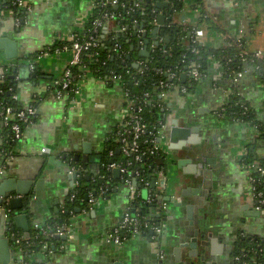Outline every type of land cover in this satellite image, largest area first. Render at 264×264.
<instances>
[{
  "label": "crops",
  "instance_id": "1",
  "mask_svg": "<svg viewBox=\"0 0 264 264\" xmlns=\"http://www.w3.org/2000/svg\"><path fill=\"white\" fill-rule=\"evenodd\" d=\"M29 4L19 17L9 8L0 13V35L13 33L19 51V56L11 61L2 51L0 56L6 63L17 64L20 102L37 109L33 120L22 128L23 137L14 141L0 179L10 177L29 183L30 194L22 196L24 201L18 213L26 214L28 224L36 226L60 218L77 169L87 182L103 172H110L114 178L105 196L76 209L67 238L57 237L60 244L52 243L48 252L36 254L33 264H245L235 258L240 245L260 246L263 251L264 216L254 207L242 159L248 149H256L264 157V143L250 123L219 113L235 88L250 103L257 119L264 121V77L246 63L242 75L234 82L221 60L211 58L207 73L194 88L184 87L187 75L183 72L181 85L161 95L167 109L166 135L160 142L166 168L156 184L161 191L154 193L158 204L150 208L148 218L156 219L162 232L158 236L152 232L131 237L116 244L109 237L133 203L124 174L119 168V172L109 169L106 157L113 131L128 114L124 90L120 83L105 81L90 72L79 82L71 99L65 93L59 95L61 88L57 86L63 80L71 55L56 50L55 44L72 41L83 31L93 13V0H29ZM153 5L151 14L156 22L147 38L146 28L136 23L128 25L129 58L136 67L147 57L140 53L142 50L147 49L150 54L153 44L175 42L174 28L169 30L170 25L203 29L202 42L212 48L236 40L246 41V49L250 51H264V0H202L200 4L184 0L178 10L172 9L169 0H154ZM159 14L164 17L163 24L158 21ZM208 18L214 29L209 28ZM122 28L117 20L109 21L100 35L102 47L111 51L114 35ZM32 55L35 56L32 60L24 61ZM36 68L38 74L33 76ZM171 119L179 120L181 127L198 126L199 130L172 140L167 130ZM3 124L0 119V152ZM188 147L198 151L201 160L193 156L192 163L179 165L178 159L190 155ZM78 154L79 160L75 158ZM209 157L215 160L210 165L214 169L211 185L202 180L198 186L176 182L177 173L184 175V168H191L193 163H207ZM139 192L146 202L153 193L146 187ZM15 225L21 232H28L16 222ZM200 227H204L205 235L211 232L215 240L205 247L204 260L190 257V248L182 247L196 237ZM9 231L8 228L4 232L10 240L8 264H17L21 255ZM198 238L203 241L202 233ZM199 247L204 248L201 244Z\"/></svg>",
  "mask_w": 264,
  "mask_h": 264
},
{
  "label": "trees",
  "instance_id": "2",
  "mask_svg": "<svg viewBox=\"0 0 264 264\" xmlns=\"http://www.w3.org/2000/svg\"><path fill=\"white\" fill-rule=\"evenodd\" d=\"M16 0H0V13L4 8L12 9L19 17L24 9H21L16 3ZM102 0H95V7L93 13L86 24L85 33L76 34V37H83L84 35L97 34L101 35L103 29L97 30L95 33L94 20L100 19L105 11L114 13L115 20H117L124 31L115 33V43H118L116 48L111 51L102 47L99 48V55H95L94 48L85 51L82 57V62L72 67L71 74L64 76L63 79L70 81V86L63 89L65 95L70 99L75 97L76 90L78 89L79 82L86 76L87 72L92 73L94 76L103 80H109L112 75L116 74L121 76V87L123 90L126 88L130 92V100L136 101V106L140 105L142 110L140 115L143 121L147 124V133L141 139L140 150L148 152L154 145L151 139L155 138L158 143V133L162 131L163 127L161 123L167 121V109L166 104L161 93L163 88L160 87L161 82L165 81L169 83V88L166 90L176 88L181 85V75L184 72L187 77L184 82L189 90L194 88L198 82L207 73L210 59L217 58L221 60L224 67L229 74L240 72L243 70L245 64L252 65L256 71L264 77V56L254 57L252 54L243 56L242 52L246 50V41L231 40L228 44L222 47H210L205 45L202 41H197L193 34V27H173L169 26V30L174 28L173 35L175 34V42H171L169 45L163 43L152 45L150 54L144 57L140 66L136 67L133 61L129 58V52H131V46L128 38L130 37V28L133 24L144 23L146 32L150 34L154 27L151 22L152 14L151 10L154 8V0H119L117 5L108 4L102 5ZM172 4L173 10L181 8L184 0H169ZM202 0H196L200 4ZM137 4H139L137 6ZM209 28L214 29L212 20L208 18ZM72 41L57 42L55 47H62L64 45H71ZM134 53V52H133ZM35 56L25 57L24 61L33 59ZM11 61V60H9ZM198 65L199 71L202 73L201 79H194L190 72L191 63ZM17 64L15 62L6 63L0 58V119L3 121L5 113V107L11 106L18 109H23L25 106L20 102L19 98H13L14 94L18 95V84L20 79H16L15 68ZM176 73L175 76L173 74ZM38 74L36 68L33 72V76ZM173 76V77H172ZM63 81V80H62ZM58 89L62 88L60 83L57 85ZM148 93V96L146 95ZM240 103H245L250 106L249 111L243 114V108ZM224 116L232 117L239 121L250 123L257 130V138L261 143H264V121L257 119L256 114L250 105V103L244 99L234 88L233 93L228 98L227 103L224 105L222 111ZM17 121V118L13 115L8 122L4 121V142L0 152V168L4 164L6 158L12 152L14 147V131L12 124ZM28 123L21 122L22 128ZM113 131L111 136V144L106 151V157L109 163L117 162L123 166L128 167L129 171L138 170L140 175L134 182L137 191L142 190L144 187L150 188L153 193L161 192L158 185H153V180L159 178L160 171H165L166 168V155L160 151L156 154L146 153L143 155L141 161H136L132 156L125 155L121 150V142L118 140V133ZM131 161V164L128 163ZM258 162L259 165L264 166V157H260L256 149H248L246 155L242 159V163L246 165H252ZM108 163V164H109ZM254 175L257 177V173ZM259 180V179H258ZM260 180H264L260 178ZM80 185L72 189L64 203V206L60 211V218L51 220L45 223H38V227L35 224L29 227L28 232L25 234L21 232L12 221L9 233L14 237L20 235H26L33 244L29 247L23 248V257L27 264H33L35 255L50 249H44L45 243L51 245L52 243H59L57 238V230L63 229L69 231L68 228L73 224V216L75 215L78 207H85L89 204V198L94 196L95 199L101 195L105 196L108 193L109 187L114 182V178L110 172H103L94 181L87 182L84 175L79 176ZM75 194V198L72 199V194ZM135 194V200L133 201L130 211L135 213L139 212L142 216L148 217L151 213V207L158 204L155 198L153 203L146 202L142 197ZM135 208V210H134ZM138 211H136L137 209ZM151 220V219H150ZM150 222L158 224L156 219ZM144 235H152L151 230L145 231ZM15 243V242H14ZM21 247V246H20ZM50 247V246H49ZM245 247L249 251V257L247 258L251 263L258 262L264 264V251H261L260 246L256 247V251H252L250 245H240L238 252L241 248ZM238 252H236L238 254ZM235 253V254H236Z\"/></svg>",
  "mask_w": 264,
  "mask_h": 264
},
{
  "label": "built area",
  "instance_id": "3",
  "mask_svg": "<svg viewBox=\"0 0 264 264\" xmlns=\"http://www.w3.org/2000/svg\"><path fill=\"white\" fill-rule=\"evenodd\" d=\"M102 5L106 6L108 4H115L117 5L119 3V0H102ZM15 3L24 10H27L30 6L29 4V0H16ZM93 10L95 7V0H93ZM139 4H137L138 6ZM93 12V11H92ZM153 17V16H152ZM115 19L114 17V13L109 12V11H105L104 14L102 15V17L99 19L94 20V24H95V33L97 32V30L99 31V29H103L104 26L107 25V23L111 20ZM152 23L156 22L155 18L151 19ZM85 29L86 27L83 29V31L81 33H85ZM121 31H124V28H122ZM143 31V30H142ZM146 32V31H145ZM193 34L196 37L197 41H202V37L205 34V31L203 29H193ZM101 46V41L97 34H89V35H84L83 37H76V35L74 36L71 45H64L62 47H58L56 48V50L58 51H68L71 55L70 58V63L69 66L67 67V69L65 70V74L64 76H69L71 74L72 71V67L80 64L82 62V57L85 51H88L89 49H93L94 48V52L95 55H99V48ZM118 46V43H115V38H114V48H116ZM252 54L254 57H263L264 56V51L259 50V51H250L248 49L244 50L242 52L243 56ZM140 66V65H139ZM32 68H35L34 66H32ZM190 72L193 76L194 79H201L202 77V73L199 71L198 69V65L196 63H191L190 65ZM15 75H16V79L19 78V73L17 70H15ZM176 73L173 74V76H175ZM242 75V71L240 72H236V73H231L230 76L232 77L233 81L236 82L238 77H240ZM172 76V77H173ZM106 81V80H105ZM107 81H114V82H118L121 83V76L119 75H112V77L107 80ZM61 85V89L58 91L59 95H62L63 89H66L70 86V81L67 79H63V81H61L60 83ZM170 84L166 83L165 81L161 82L160 87L163 88V91L161 93L162 96H164L167 92L166 88H169ZM184 90H186L185 88H183ZM78 91V89L76 90ZM233 92H231L232 94ZM228 97H230V95ZM124 95L127 102V107H128V114L126 115V117L123 119V121L121 122V124L116 128L117 129V133L119 135L118 140L121 142V146H120V150L127 156H132L136 161H141L143 155H145L146 153H149L151 155L156 154L160 151L163 152V149L161 148V140L165 137V127H166V123H161V126L163 127L162 131H160L158 133V143H156L155 138L151 139V141L154 143L153 147L148 151H141L140 150V142L142 137L144 136V134L147 133L148 130V126L147 124L143 121L142 116L140 115V112L142 110V107L140 105L136 106V101H131L130 100V92L129 89H125L124 90ZM148 96V93L146 94ZM13 98H18L17 94L13 95ZM242 108H243V114H246L249 109L250 106L245 104V103H240ZM224 110V108L220 111V115L224 116V114L222 113V111ZM3 114L5 113V117L3 122H8V120L10 119L11 116H15L17 118V121L14 122L12 124V129L14 131V140H19L23 137V129L21 126V122H25V123H30L33 118L36 116L37 114V109L36 107H34V105L29 106V107H25L23 109H18L16 107H11V106H7L5 107V110L2 112ZM237 120V119H236ZM167 122V121H166ZM131 164V161L128 163V165ZM3 166L0 168V174H3ZM247 171H248V180H249V188H250V194L254 199V207L255 209L264 216V180H260V178L264 179V166L259 165L258 162L253 163L252 165H243ZM109 169H115V168H119L122 173L124 174V182L127 185V187L130 190V194H131V198L134 201L135 200V194H137L138 196L141 195V193L139 191L136 190L134 182L136 181V179L138 178V176L140 175V172L138 170H132L129 171L128 167L123 166L120 163L117 162H112L108 165ZM77 177L75 179L74 182V186L72 189L78 187L80 185V181H79V176L80 173L78 172V169L76 170ZM257 173V177L254 175V173ZM160 175L164 174V171H160L159 173ZM259 179V180H258ZM157 180H156V184H157ZM163 185L161 184V187ZM154 193H152V196L150 195V197L148 198L147 202L148 203H153L155 200L154 197ZM18 198H22L21 194H17V193H11L10 195H8L7 197L4 198V202L2 204H0V209H5L6 213L5 216L7 218V225L8 228L10 229L11 226V222H12V216L14 214V209H12L11 207V201L14 199H18ZM72 199L75 198V194L73 193L71 196ZM96 199L94 196L89 198V202H95ZM132 201V202H133ZM164 205L162 206L161 204V208H164ZM131 207V206H130ZM137 209V208H136ZM135 210V208H134ZM138 211V209L136 210ZM151 220L146 217V216H142L139 212H131L130 208H128L124 214L123 217L120 221V223L114 228L113 232L111 233L109 240L113 241L116 244H121L124 241H126L127 239L131 238V237H135V236H139V235H144L143 233H145V231L147 230H151L155 235L157 234L160 235V233L162 232V226L159 224H155L150 222ZM36 227H38V225H36ZM69 231H66L63 229H58L57 230V235L59 236H68L71 227L68 228ZM14 241L15 244L17 246V249L20 253V260L18 261L17 264H27L24 260V258H22L23 255V245L24 247H29L31 246V244H33V241L30 240L28 238V236L26 235H20L17 237H14ZM21 246V247H20ZM44 249H49V244L45 243L43 245ZM237 260L239 262H243L245 264H253L250 261H248L247 259H243V258H237ZM257 263V262H255ZM254 263V264H255Z\"/></svg>",
  "mask_w": 264,
  "mask_h": 264
},
{
  "label": "water",
  "instance_id": "4",
  "mask_svg": "<svg viewBox=\"0 0 264 264\" xmlns=\"http://www.w3.org/2000/svg\"><path fill=\"white\" fill-rule=\"evenodd\" d=\"M167 3H160L161 6L165 5ZM158 21L159 23L163 24L164 21V17L163 15L158 16ZM144 28V23H141L139 25V27ZM157 31H158V27L155 28L154 33H156L157 35ZM148 33L144 32V37L147 38ZM146 44H149V40L146 39L145 40ZM133 48V47H132ZM147 48V46H146ZM1 51L4 53V55L6 56L7 60H12L15 59L19 56V51H18V42L17 40L14 38L13 33L9 32L6 35H0V53ZM143 56H148L149 53L147 51V49H144L140 52ZM1 58V56H0ZM2 59V58H1ZM183 76H185L183 74ZM167 130H170L171 132V139L175 140L178 136L180 135H184L186 136L188 133H190L191 131H197L198 126H194L192 128H184L181 127L179 125V120L177 119H171L169 121V126L167 127ZM194 141V139L192 140ZM201 142V139H200ZM186 150H190V155H188V157L183 158V159H178V164L181 165L184 162L187 163H192V158L193 156H195V158L201 160L199 158V154L198 151H196L195 149L192 150V148L190 149V147L186 148ZM89 151V150H86ZM208 154L211 153V146L207 152ZM175 157H177V154L174 152ZM75 158L77 160L80 159V155H75ZM212 157H209L207 160V163H201L199 162V164H195L193 163L191 168H184V175H176L175 180L178 183H182L183 181H187L190 184H194L195 186L200 185V180H202L203 182H205V185L207 183V185H211L213 182V176H214V169L213 167H211V163H214L215 160L211 159ZM206 160V161H207ZM213 160V161H212ZM209 163V164H208ZM85 166V165H84ZM114 172H119V169L116 168L114 169ZM2 177V174H0V178ZM156 180H153V185H156ZM29 183L26 182H22V181H18L14 178H5V179H0V204H2L4 202V198L7 197L8 195H10L11 193H17V194H24L29 196L30 194V190H28L27 185ZM196 188V187H195ZM166 189V186H165ZM194 192H197V189H193ZM23 199L22 198H18V199H14L11 201V207L12 209H14V214L12 216V221L15 223H17L20 227H22L25 231L29 230L30 225L28 224V217L26 214H19L18 213V209H20L23 205ZM160 205L162 204V201L159 202ZM17 211V212H16ZM5 209H0V264H8V262L10 261V256H11V252H10V240L9 238L6 236V234L4 233L7 229H8V225H7V218L5 216ZM7 225V226H6ZM204 227H200V230L197 229L196 231V237H194L190 242L185 243L182 245L183 246H188L190 248V257H200L201 260H204L206 257V248L209 243L213 244L215 242V240L212 238V233H208V235H205L204 233ZM202 233V238L203 241L201 240V242L199 241L198 235ZM57 237H61L59 235H57ZM63 238H67V236H62ZM206 237H209V240L206 239ZM13 239V238H12ZM200 244L204 246V248L200 249ZM181 250V249H180Z\"/></svg>",
  "mask_w": 264,
  "mask_h": 264
},
{
  "label": "rangeland",
  "instance_id": "5",
  "mask_svg": "<svg viewBox=\"0 0 264 264\" xmlns=\"http://www.w3.org/2000/svg\"><path fill=\"white\" fill-rule=\"evenodd\" d=\"M251 247V249H252V251H256L257 250V248H256V246L255 245H252V246H250ZM245 249V250H244ZM264 251V250H263ZM243 258V259H247V258H250L249 257V251H247L246 250V248L245 247H243V248H241L240 250H239V254L235 257L236 258V260H237V258ZM248 260V259H247ZM249 261V260H248ZM256 264H260V263H256Z\"/></svg>",
  "mask_w": 264,
  "mask_h": 264
},
{
  "label": "bare ground",
  "instance_id": "6",
  "mask_svg": "<svg viewBox=\"0 0 264 264\" xmlns=\"http://www.w3.org/2000/svg\"><path fill=\"white\" fill-rule=\"evenodd\" d=\"M22 196L24 195V194H21ZM22 258H24V257H22ZM21 258H18V261L20 260ZM25 260V259H24ZM18 263V262H17Z\"/></svg>",
  "mask_w": 264,
  "mask_h": 264
}]
</instances>
